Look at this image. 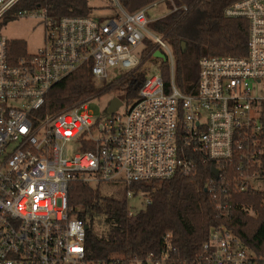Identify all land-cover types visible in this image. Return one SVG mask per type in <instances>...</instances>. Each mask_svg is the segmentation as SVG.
Instances as JSON below:
<instances>
[{
	"label": "built area",
	"instance_id": "1",
	"mask_svg": "<svg viewBox=\"0 0 264 264\" xmlns=\"http://www.w3.org/2000/svg\"><path fill=\"white\" fill-rule=\"evenodd\" d=\"M27 2L0 0V264H167L176 253L167 236L160 255L127 262L115 253L89 260L87 226L69 205L73 181L116 190L126 186L127 198H142L146 207L150 198L130 188L196 174L190 152L213 162L222 184L240 192L264 190V0H242L225 9L226 17L248 21L247 54L202 57L193 94L176 88L172 50L147 14L158 3L129 13L114 0V18L66 16L53 24L46 9H19ZM28 16L44 20L45 45L17 56L20 49L1 31ZM146 40L153 43L146 58L156 59L161 51L170 64L171 92L158 69L124 113L122 103L105 118L95 115L93 97L43 114L49 90L64 79L87 74L99 87L110 68L126 70L123 76L136 70ZM193 264L258 263L233 233L218 227L210 230Z\"/></svg>",
	"mask_w": 264,
	"mask_h": 264
},
{
	"label": "trees",
	"instance_id": "2",
	"mask_svg": "<svg viewBox=\"0 0 264 264\" xmlns=\"http://www.w3.org/2000/svg\"><path fill=\"white\" fill-rule=\"evenodd\" d=\"M121 7L134 13L154 3H165L168 13L152 24L163 35L174 56V83L184 94L197 89L198 63L205 56L242 57L247 54L249 24L244 18L226 17L225 9L242 0H118ZM187 6L188 11L181 7ZM46 9L48 21L56 24L66 16H92L88 0H28L19 9ZM185 43V47H182ZM143 56L153 48L146 40ZM17 56L26 55V45L13 40ZM158 62L167 93L172 90V72L166 61L143 58L141 65L108 86L106 92L119 91L126 104L137 99L148 76V63ZM110 88V89H109ZM98 87L87 74H79L55 84L46 96L44 115H54L96 97ZM100 95V94H99ZM196 174H177L162 182L138 183L130 189L142 191L151 200L144 209L133 212L123 186L114 194L102 192L103 185L73 181L69 186V205L86 224L85 249L89 260H107L121 253L125 261L160 255L167 236L176 249L167 264H193L202 253L210 230L224 227L264 264V190L240 192L222 184L212 168L214 163L203 154H191Z\"/></svg>",
	"mask_w": 264,
	"mask_h": 264
},
{
	"label": "rangeland",
	"instance_id": "3",
	"mask_svg": "<svg viewBox=\"0 0 264 264\" xmlns=\"http://www.w3.org/2000/svg\"><path fill=\"white\" fill-rule=\"evenodd\" d=\"M88 2L90 6L94 8L92 14L94 18L107 20L116 17L118 8L114 0H88ZM167 13L168 9L166 4L161 3L157 7L150 8L147 14L151 20H161V18ZM46 33L45 22L42 18L28 16L9 22L2 29L1 36L8 41H22L26 45L27 52L29 54H34L45 45ZM145 57L146 56H143V58ZM148 65L150 68L148 76L154 75L158 72V62H149ZM125 72L126 70L121 67L109 69V78L98 87L100 95L98 94L90 101L91 109L94 111L95 115L105 118L107 116V110L115 98L120 99L124 104L120 109V113H124L126 110V101L123 94L119 91H106L108 90V86H110L116 79L123 76ZM72 148L74 152L78 149L74 146H72ZM101 190L105 194H114L116 192V189L113 186H104ZM142 202V198L132 197L128 199V206L131 211L138 212L145 208Z\"/></svg>",
	"mask_w": 264,
	"mask_h": 264
},
{
	"label": "water",
	"instance_id": "4",
	"mask_svg": "<svg viewBox=\"0 0 264 264\" xmlns=\"http://www.w3.org/2000/svg\"><path fill=\"white\" fill-rule=\"evenodd\" d=\"M182 47H183V48L185 47V43H182ZM154 57H155L156 59H158V60H162V61H165V62H166V57H165V55H164L163 53H161V51H156L155 54H154ZM121 106H122V102H121V100L118 99V98H115V99L111 102V104H110V106H109V108H108V110H107V113H109V114H113V113H115V112H116ZM212 173H213L214 176H218V171H217L214 167L212 168Z\"/></svg>",
	"mask_w": 264,
	"mask_h": 264
},
{
	"label": "crops",
	"instance_id": "5",
	"mask_svg": "<svg viewBox=\"0 0 264 264\" xmlns=\"http://www.w3.org/2000/svg\"><path fill=\"white\" fill-rule=\"evenodd\" d=\"M90 5V4H89ZM92 7V6H91Z\"/></svg>",
	"mask_w": 264,
	"mask_h": 264
}]
</instances>
